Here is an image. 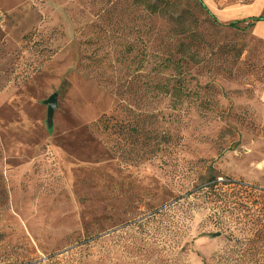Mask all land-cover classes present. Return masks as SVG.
Listing matches in <instances>:
<instances>
[{
	"label": "rangeland",
	"instance_id": "rangeland-1",
	"mask_svg": "<svg viewBox=\"0 0 264 264\" xmlns=\"http://www.w3.org/2000/svg\"><path fill=\"white\" fill-rule=\"evenodd\" d=\"M166 1L0 0V264H264V43Z\"/></svg>",
	"mask_w": 264,
	"mask_h": 264
},
{
	"label": "trees",
	"instance_id": "trees-1",
	"mask_svg": "<svg viewBox=\"0 0 264 264\" xmlns=\"http://www.w3.org/2000/svg\"><path fill=\"white\" fill-rule=\"evenodd\" d=\"M161 1L163 2V5L160 7L159 14L162 13L164 16L169 17L172 20V22H175L181 28L190 26L193 23V21L191 22L186 19L185 11L176 13L177 17L176 16L174 17L171 11H176L177 8H175L174 5H170L166 0H161ZM147 2H148L147 10L150 13L156 12L157 8L155 4H152L150 0H147ZM260 21H264V17L252 18L249 24L246 25V28L249 29L250 27L253 26L254 23ZM237 23L244 24L243 22H233V23H229L230 24L229 26L233 27ZM132 49L133 47H130L129 51L127 52H130ZM160 64H162L165 68H167V65H164L166 64V61L161 62ZM160 64L156 65L155 67L149 70V73L145 75L146 79L152 80L156 75L160 74L161 71L159 68L162 66ZM153 73H155L154 77H151ZM145 84L149 86H154L153 89H159V88L163 89V87H160L159 83L152 84L150 81L147 80V83ZM243 188L253 189L252 186H248L243 182L234 181L230 178H225V180L219 182L215 176H212L209 179L202 182L200 185L196 186L193 191L187 193L186 195L196 194L200 197H203L206 203L211 204L212 208L215 207L220 210V206H223V208H221L222 215L227 216L228 214L231 218L235 217L233 221L237 223L238 218H236L237 217L235 212L236 209L235 207L233 208L230 207L231 205L234 204L231 201V198H235V195H237L238 192ZM260 191L264 192V189H261ZM218 264H222L220 260L218 261Z\"/></svg>",
	"mask_w": 264,
	"mask_h": 264
},
{
	"label": "crops",
	"instance_id": "crops-1",
	"mask_svg": "<svg viewBox=\"0 0 264 264\" xmlns=\"http://www.w3.org/2000/svg\"><path fill=\"white\" fill-rule=\"evenodd\" d=\"M206 2L215 18L223 24L243 22L247 25L252 18L264 15V0H252L249 4L236 3L222 9H218L213 0H206ZM248 31L251 36L264 43V21L254 23Z\"/></svg>",
	"mask_w": 264,
	"mask_h": 264
},
{
	"label": "built area",
	"instance_id": "built-area-1",
	"mask_svg": "<svg viewBox=\"0 0 264 264\" xmlns=\"http://www.w3.org/2000/svg\"><path fill=\"white\" fill-rule=\"evenodd\" d=\"M3 20V15L0 13V23L2 22Z\"/></svg>",
	"mask_w": 264,
	"mask_h": 264
},
{
	"label": "water",
	"instance_id": "water-1",
	"mask_svg": "<svg viewBox=\"0 0 264 264\" xmlns=\"http://www.w3.org/2000/svg\"><path fill=\"white\" fill-rule=\"evenodd\" d=\"M55 98H53V101H54Z\"/></svg>",
	"mask_w": 264,
	"mask_h": 264
},
{
	"label": "bare ground",
	"instance_id": "bare-ground-1",
	"mask_svg": "<svg viewBox=\"0 0 264 264\" xmlns=\"http://www.w3.org/2000/svg\"><path fill=\"white\" fill-rule=\"evenodd\" d=\"M241 173V172H240Z\"/></svg>",
	"mask_w": 264,
	"mask_h": 264
}]
</instances>
